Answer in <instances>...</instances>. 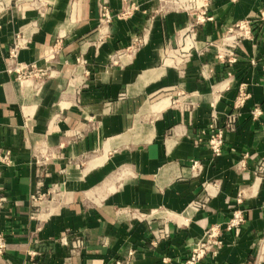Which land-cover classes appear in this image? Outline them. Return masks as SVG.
<instances>
[{
	"label": "crops",
	"instance_id": "1",
	"mask_svg": "<svg viewBox=\"0 0 264 264\" xmlns=\"http://www.w3.org/2000/svg\"><path fill=\"white\" fill-rule=\"evenodd\" d=\"M240 22L250 34L236 40L237 60H219L214 43ZM32 23L15 62L47 73L42 84L8 71L16 33ZM5 151L0 264H181L212 226L222 242L199 264H264V0H207L202 9L194 0H37L12 9L0 19ZM236 209L244 220L227 229Z\"/></svg>",
	"mask_w": 264,
	"mask_h": 264
},
{
	"label": "built area",
	"instance_id": "2",
	"mask_svg": "<svg viewBox=\"0 0 264 264\" xmlns=\"http://www.w3.org/2000/svg\"><path fill=\"white\" fill-rule=\"evenodd\" d=\"M207 0H194V4L198 9H202ZM37 4V0H0V19L3 15L10 12L12 9H16L17 11L21 10L24 6H35ZM137 7L134 3H131L128 7L125 8L123 13L120 16H127ZM200 15L203 16L204 12L201 11ZM102 18L105 20H110V14L108 10L104 7L102 11ZM203 20V17H202ZM37 25L32 23L30 25H26L22 27L15 35L12 47L9 50V61L11 62L10 67L8 68L9 72L14 71L16 73V79L18 82H25L32 76L43 75L42 71H35L28 66L20 65L15 62L17 54L20 49L28 46L31 43V35L34 30H36ZM189 34L186 35L185 38V46L187 40L190 41V46L186 48V51L194 48L195 46V35L194 32L189 31ZM250 34V26L246 22H240L236 24V26L228 29L225 37L221 38L218 43H214L217 58L221 61H227L229 63H234L237 60L236 48L237 41L239 38L248 37ZM248 97V93L246 92V87L242 84L239 87V93L237 96V103H243L244 99ZM209 147L211 151L218 155L221 152V146L223 144V131L222 129H217L213 132V134L209 138ZM11 156L9 151H5L0 154V165H9L11 163ZM199 167L198 163H193L192 168L197 169ZM240 201V199H239ZM244 220L243 211L241 209H236L233 211L232 216L227 221L225 227L227 229H231L236 227ZM220 227L212 226L210 227L203 235V237L194 245L191 249L189 255L184 259L181 264H199V262L203 259V257L209 253L216 252V246L221 244L222 240L219 234ZM162 235L166 234L165 230L161 231ZM61 244L67 245L68 240L63 238L61 239ZM6 246V239L3 233H0V254L3 252ZM133 254V250L128 251V255L131 256ZM29 255L35 257L37 255V251H30ZM119 263V262H118ZM240 264H255L254 262L247 260L243 261Z\"/></svg>",
	"mask_w": 264,
	"mask_h": 264
},
{
	"label": "rangeland",
	"instance_id": "3",
	"mask_svg": "<svg viewBox=\"0 0 264 264\" xmlns=\"http://www.w3.org/2000/svg\"><path fill=\"white\" fill-rule=\"evenodd\" d=\"M48 75H47V73H43V75H39V76H32V77H30L28 80H31V81H33V83H38V84H42V81H44L45 79H46V77H47ZM34 90V92L37 90V88H34L33 89ZM143 122V121H142ZM146 122H148V120H146Z\"/></svg>",
	"mask_w": 264,
	"mask_h": 264
},
{
	"label": "bare ground",
	"instance_id": "4",
	"mask_svg": "<svg viewBox=\"0 0 264 264\" xmlns=\"http://www.w3.org/2000/svg\"><path fill=\"white\" fill-rule=\"evenodd\" d=\"M190 46V41L189 40H187V43H186V46H185V48H188ZM19 83H22V84H25V82H19ZM27 85V84H26Z\"/></svg>",
	"mask_w": 264,
	"mask_h": 264
}]
</instances>
